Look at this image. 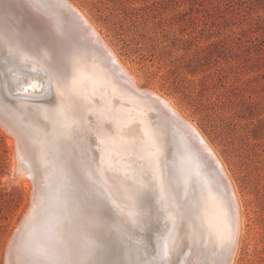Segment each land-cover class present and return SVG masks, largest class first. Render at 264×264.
Listing matches in <instances>:
<instances>
[{
  "label": "rangeland",
  "instance_id": "rangeland-1",
  "mask_svg": "<svg viewBox=\"0 0 264 264\" xmlns=\"http://www.w3.org/2000/svg\"><path fill=\"white\" fill-rule=\"evenodd\" d=\"M68 1L89 17L134 74L138 88L169 99L198 128L221 160L237 196L234 251L228 248L227 208L221 197L212 199V194L203 203L219 214L224 212L217 217L226 225L225 242L210 241L203 228L202 241L190 250L188 245H180L179 227L167 237L169 248L174 252L183 249L182 259L191 264H264V0ZM5 52L0 43V83L7 67ZM9 82L13 85L17 79L11 77ZM7 90L9 99L0 94L2 102L25 125L19 127L3 115L0 118V264H53L54 258L41 253L38 238L28 240L27 244H34L29 251L22 245L35 220L33 227L42 229L61 220L58 210L49 217L38 212L39 206L45 205L43 198L54 202L49 210L58 208L56 198L66 183L56 172L53 130L43 123L52 117L40 111L54 105L39 101L37 93ZM3 119L28 140L33 129L26 159L29 171L19 169L16 138L6 132ZM73 121L77 180L90 200L87 202L103 203L102 212L108 214L128 210L143 220L150 203L147 193L142 192L124 154L115 148L113 137L99 131V119L82 122L73 117ZM179 211L177 223L181 225V217L188 214ZM197 217L201 221V215ZM23 224L27 225L26 235L16 254L8 255L17 232L24 230Z\"/></svg>",
  "mask_w": 264,
  "mask_h": 264
},
{
  "label": "water",
  "instance_id": "water-1",
  "mask_svg": "<svg viewBox=\"0 0 264 264\" xmlns=\"http://www.w3.org/2000/svg\"><path fill=\"white\" fill-rule=\"evenodd\" d=\"M0 43L6 48L3 58L7 66L0 94L9 99L8 87L13 93H37L39 101L48 100L57 108H63L64 114L58 113L65 119L74 117L82 122L99 119V131L113 137L115 148L124 154L150 202L143 215L150 218L148 225L141 223L142 216L133 217L128 210L112 215L89 203L83 205L88 216L80 223L74 220V217H84L79 200L75 202L76 208L68 199L61 202L57 209L65 219L63 224L67 225L62 234L66 238H59L56 233L50 238L61 244L66 241V247L61 249L63 253L67 251V256L58 259L56 264H76L77 261L86 264L89 258L96 256V246L101 240L122 250V258L129 262L150 259L148 253L153 245L158 248L179 229L177 219L181 204L188 214L185 219L190 224H200L196 211L209 193L212 199L213 196L222 198L234 235L237 205L217 156L203 147L202 137L189 129L185 120L172 112L161 98L138 90L130 82L131 78L111 51L69 2L0 0ZM6 69L10 71L6 73ZM11 77H15L17 83L11 85ZM1 97L0 114L19 127L25 125ZM29 132L26 135L30 142L33 129ZM48 198L45 202L43 198L44 206H39L41 216L49 217L57 210H49L48 206L54 202ZM26 227L17 232L8 255L19 249ZM24 245L28 251L34 246L32 243ZM228 258L229 255L225 263Z\"/></svg>",
  "mask_w": 264,
  "mask_h": 264
},
{
  "label": "bare ground",
  "instance_id": "bare-ground-1",
  "mask_svg": "<svg viewBox=\"0 0 264 264\" xmlns=\"http://www.w3.org/2000/svg\"><path fill=\"white\" fill-rule=\"evenodd\" d=\"M66 1L69 2L68 0H66ZM69 4H71V6L81 14V16L84 18L85 22L87 23V25L90 26L93 34L97 38H100L102 40L103 44L106 46V48H108L111 51V53L114 55L116 60L120 63L122 68L125 70L126 74L131 78L132 81H130V82L132 84L134 83V85L136 86V88L138 90L151 93V94L161 98L165 102V104L170 108V110H172V112H174L175 114L180 116L183 120H185L186 126L189 129L196 131L202 137V140L204 143L203 147L209 148L216 155L215 151L209 145V143L207 142L205 137L202 135V133L198 130V128L190 120L186 119L176 109V107L173 105V103L169 99L165 98L162 95L156 94L155 92H149V91H146L145 89L138 88V86L136 85L137 80H136V77L134 76V74L119 59L117 53L105 41V39L103 38L101 33L98 31V29L95 27V25L92 23V21L89 19V17L73 2H71V3L69 2ZM12 95H13V93H12ZM14 95H17V94H14ZM56 108H57L56 106H53V107L49 106L47 108H43L40 110L43 113H46L52 117L51 120L44 121L43 123L46 127H49L53 130L51 145L53 148H55V150L57 152L56 159H57L58 164L56 167V172L61 174L66 180L62 195L59 198H56V202H58V208H59L61 202L65 201L66 199H68L71 204H74L77 200H79V203L83 207L84 217H81V218L80 217H74V220L75 219L80 220V223H81L82 220H84L85 217L88 216V215L86 216V214H87L86 209L87 208L84 206H86V204H88L87 201H90V200H88L84 196V192H83L84 189L81 186L80 182L77 180V169L79 166V159L77 158L75 151H74V146H75V142H74L75 134L73 131L74 121H73V117L65 119L66 118L65 116H62L61 114L58 113V112L61 113V111H62V113L64 114L63 108H57L60 110H56ZM0 118H3V116L1 114H0ZM4 118H6V117L4 116ZM6 120L7 119H3L2 121H6ZM7 122L8 121H6V123L4 122L5 124L2 126L4 127V129L6 130V132L9 135L16 138L15 139L16 140V153H17V157L20 160V166H21V168H19V167L18 168L20 170L21 169L22 170L27 169V171H29L30 170L29 165H28L29 163L26 160L28 158V155H29V153H28L29 141L23 132H21L15 126L11 125V123L9 124V122L8 123ZM0 123H2V122H0ZM18 158H16V159H18ZM218 160H219L220 164L222 165V167H223V169L227 175V172H226L221 160L219 158H218ZM227 177H228V175H227ZM230 184H231V182H230ZM132 186H133V184L132 185L130 184V187H132ZM231 186H232V184H231ZM232 189H233V187H232ZM233 193H234V190H233ZM104 194L107 195V189L106 188L104 189ZM209 194L211 195L212 193H209ZM234 197H235V193H234ZM236 197H235V202L237 205ZM76 205H77V203H75V205H74L75 208H76ZM89 205L97 208V206L95 204L89 203ZM179 209L185 210L183 208L182 204L180 205ZM196 212L198 215H201V221L199 219V222H201L200 224H198L196 222H191V224H190L188 220L183 219V216L181 217L182 221H181L180 231H179L180 245L185 246V247L188 245V247H190V250H192V248H196L199 245V242H201L203 237H204V236H202L203 230H204L203 228L207 229V238L210 241H211V239H212V241H215L213 239H217V241L219 243L225 242L226 225H225L224 221L220 220L221 217H220V219L217 217V215L219 213H217V211L207 202L202 203V206L199 205L198 210ZM57 215L58 216L60 215L59 212H57ZM219 215L224 216V212H221V214H219ZM60 217H61V215H60ZM70 217H71L70 219H73L72 215ZM202 218H203V220H202ZM63 220L65 221V219H63L61 217V220H58V221L56 220V222H53V224L50 228L47 227L46 229H42L40 227L39 228L33 227L35 222H36V220H35L33 222V224L30 226L28 235H26L27 238L25 240V243H28V240L31 241V239H33V237L39 239V242H40L39 249H40L41 253L46 258H49V259L54 258L55 260H54L53 264H56L58 259L61 260V258H63L64 256H67V251H65L63 253V251L61 249V248L66 247V243H65L66 241H64V243L61 244L60 242H57V240L52 241L51 239H53V238H50V237H53V235L55 233L57 234L55 236H57L59 238L66 236V235L62 236V234H65L66 226H67L66 224L64 226ZM69 223H71L70 220H69ZM186 224L188 225V229L186 228ZM63 227H65V228H63ZM204 233H206V232L204 231ZM237 234H238V205H237V229H236V232L234 233V235H233L232 223L230 222V236H229V240H228V248L230 250L232 248V251L235 250ZM232 236H233V240H232ZM64 238H66V237H64ZM22 246L24 248V246H26V245H24V243H23ZM14 253L16 254V252H14ZM71 258H72V256H71ZM69 259H70V257H69Z\"/></svg>",
  "mask_w": 264,
  "mask_h": 264
},
{
  "label": "snow or ice",
  "instance_id": "snow-or-ice-1",
  "mask_svg": "<svg viewBox=\"0 0 264 264\" xmlns=\"http://www.w3.org/2000/svg\"><path fill=\"white\" fill-rule=\"evenodd\" d=\"M10 71L6 69V73ZM21 87L23 85H20ZM30 87L35 88L36 85H30ZM100 211H104L105 205L99 203L97 205ZM142 224L148 225L150 223V218H144L141 221ZM97 254L95 257H91L86 261V264H191V262H186L182 259L185 254L182 249L180 252H174L169 248L167 243L162 242L157 248L153 245L152 251L148 253L149 258H142L139 261L133 260L129 262L123 259L122 250L117 249L114 245L104 242L103 240L96 246ZM147 251V249H145ZM143 256V253L141 254ZM100 257H108L101 259ZM114 257V258H112ZM76 264H83V262L77 261Z\"/></svg>",
  "mask_w": 264,
  "mask_h": 264
}]
</instances>
